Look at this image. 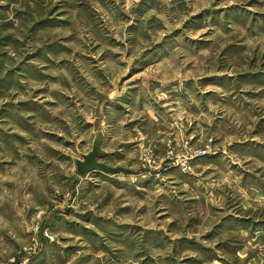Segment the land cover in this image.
Masks as SVG:
<instances>
[{
	"label": "rangeland",
	"instance_id": "obj_1",
	"mask_svg": "<svg viewBox=\"0 0 264 264\" xmlns=\"http://www.w3.org/2000/svg\"><path fill=\"white\" fill-rule=\"evenodd\" d=\"M0 264H264V0H0Z\"/></svg>",
	"mask_w": 264,
	"mask_h": 264
}]
</instances>
